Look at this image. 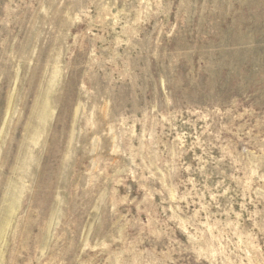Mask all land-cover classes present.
Returning a JSON list of instances; mask_svg holds the SVG:
<instances>
[{
  "label": "rangeland",
  "instance_id": "rangeland-1",
  "mask_svg": "<svg viewBox=\"0 0 264 264\" xmlns=\"http://www.w3.org/2000/svg\"><path fill=\"white\" fill-rule=\"evenodd\" d=\"M0 264H264V0H0Z\"/></svg>",
  "mask_w": 264,
  "mask_h": 264
}]
</instances>
